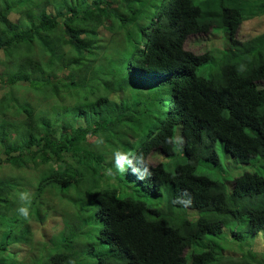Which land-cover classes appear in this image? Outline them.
<instances>
[{"label": "trees", "instance_id": "obj_1", "mask_svg": "<svg viewBox=\"0 0 264 264\" xmlns=\"http://www.w3.org/2000/svg\"><path fill=\"white\" fill-rule=\"evenodd\" d=\"M145 4L221 48L141 50L130 6ZM263 18L264 0H0V264H264V243L231 256L212 239L264 240V174L200 173L218 141L241 164L264 157V28L237 38ZM117 150L136 157L124 172ZM51 194L57 231L38 242Z\"/></svg>", "mask_w": 264, "mask_h": 264}, {"label": "rangeland", "instance_id": "obj_2", "mask_svg": "<svg viewBox=\"0 0 264 264\" xmlns=\"http://www.w3.org/2000/svg\"><path fill=\"white\" fill-rule=\"evenodd\" d=\"M11 21L16 23L17 20V14H14V16L11 17ZM264 28V18L263 19H254V20H247L243 22L241 25L239 31H238V37L240 39H246L248 37H252L253 35L257 34ZM108 46H110L108 43H103ZM102 44V45H103ZM222 42L219 37L215 36H201L200 37V44L197 46L195 51L197 53H204L205 51H208V49L214 48H221ZM55 47H62L55 45ZM72 57V55H70ZM46 64L49 63V57H47L46 60H44ZM204 71V70H202ZM201 74L204 76L206 75V72H202ZM216 152L219 157V164L218 167H207V166H201L200 173H206L208 172L209 177L211 178H218L219 180L223 181L225 184H228L229 180L237 177L243 173L249 172V173H261L264 174V157H250L246 163L241 164L237 160L233 159L227 152L224 151L221 143L218 141L216 143ZM150 160V159H149ZM49 197L50 202H47V204H50L49 209V218L44 220L43 224L33 222L31 224V229L34 233V238L36 241H42L47 240L51 234L56 232L55 226L57 225V221L52 217L55 215L57 211L61 209V202L57 198L56 194H51ZM51 216V217H50ZM230 220H226L225 223H228ZM49 223L50 226L48 229H44L43 225ZM1 238V235H0ZM216 243H218L222 248H225V250L229 251L231 256H237V254L245 253L247 249L253 247L255 252L257 250L262 249V245L264 243V240L262 237L258 236L254 239H248L245 240L242 243V247L244 249L240 250L238 248L239 243H231V239L228 238L225 233L221 237L212 238ZM239 241H242L240 239ZM34 243L39 246V248L35 252H28L26 256H39L42 254V251L44 250L41 243ZM227 254V253H226ZM224 254V255H226Z\"/></svg>", "mask_w": 264, "mask_h": 264}, {"label": "clouds", "instance_id": "obj_3", "mask_svg": "<svg viewBox=\"0 0 264 264\" xmlns=\"http://www.w3.org/2000/svg\"><path fill=\"white\" fill-rule=\"evenodd\" d=\"M158 6H159L158 8H155L148 4H145L139 8L130 6L132 18H136L140 24H143L146 26V36L145 35L141 36L138 30V34H137L138 41L136 45H138V47H140L141 50H145L144 42H147L148 40L149 42H153V41H156L157 39H164L166 41H170L174 39V41H177V43L183 44V50L185 52L188 51V52L193 53L194 55L203 54V53H197L195 51V49L198 46V44L195 43V40L203 35H199V33L195 32V30H193L192 27L181 26L180 24L176 23L174 20L164 18L161 15V12L164 8L160 5ZM237 38L241 40L238 37V32H237ZM97 62L99 65H101L100 60H97ZM258 86L263 88L264 82L263 81L259 82ZM114 94L118 95L119 92H113L112 95ZM178 136L179 135L168 138L167 142L179 147L177 145ZM180 143H184V141L181 140ZM130 157H132L133 159L136 158L133 153H130V152L122 153L119 150H117L114 153L115 168L120 172H124L126 168H130L129 166H131L133 162L132 159H130ZM152 158L147 157L148 162L151 165H155L156 163L152 160ZM174 161L176 164L182 163L183 158L182 156L180 158L178 156L176 157V160ZM136 171L137 169L133 168V172L135 173ZM109 172H111V170H109ZM148 175L150 176L151 172H149ZM138 178L144 179V176L141 175ZM25 197H27V203L30 204L31 203L30 194L25 192L20 195L21 200L25 199ZM17 211L24 218H28L29 216L28 207H21ZM47 216L48 217H46V219L49 218V214ZM186 251H189V250H186ZM69 264H75V262L70 261Z\"/></svg>", "mask_w": 264, "mask_h": 264}]
</instances>
